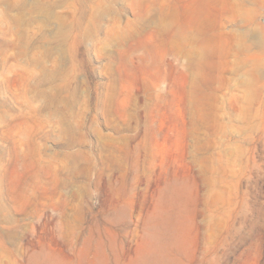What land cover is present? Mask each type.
I'll return each instance as SVG.
<instances>
[{"label": "rangeland", "instance_id": "1", "mask_svg": "<svg viewBox=\"0 0 264 264\" xmlns=\"http://www.w3.org/2000/svg\"><path fill=\"white\" fill-rule=\"evenodd\" d=\"M0 264H264V0H0Z\"/></svg>", "mask_w": 264, "mask_h": 264}, {"label": "bare ground", "instance_id": "2", "mask_svg": "<svg viewBox=\"0 0 264 264\" xmlns=\"http://www.w3.org/2000/svg\"><path fill=\"white\" fill-rule=\"evenodd\" d=\"M17 35H18V37H20V33L19 32L17 33Z\"/></svg>", "mask_w": 264, "mask_h": 264}]
</instances>
